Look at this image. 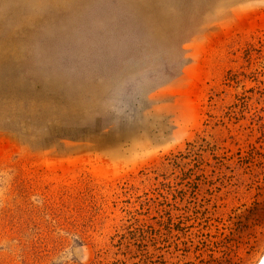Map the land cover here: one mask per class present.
<instances>
[{
    "label": "rangeland",
    "instance_id": "1",
    "mask_svg": "<svg viewBox=\"0 0 264 264\" xmlns=\"http://www.w3.org/2000/svg\"><path fill=\"white\" fill-rule=\"evenodd\" d=\"M264 0H0V264H257Z\"/></svg>",
    "mask_w": 264,
    "mask_h": 264
},
{
    "label": "bare ground",
    "instance_id": "2",
    "mask_svg": "<svg viewBox=\"0 0 264 264\" xmlns=\"http://www.w3.org/2000/svg\"><path fill=\"white\" fill-rule=\"evenodd\" d=\"M257 264H264V255H263V257L261 258V260Z\"/></svg>",
    "mask_w": 264,
    "mask_h": 264
}]
</instances>
